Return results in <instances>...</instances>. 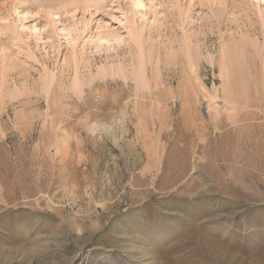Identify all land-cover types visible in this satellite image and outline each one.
Segmentation results:
<instances>
[{
	"label": "rangeland",
	"instance_id": "374dc122",
	"mask_svg": "<svg viewBox=\"0 0 264 264\" xmlns=\"http://www.w3.org/2000/svg\"><path fill=\"white\" fill-rule=\"evenodd\" d=\"M0 264H264V0H0Z\"/></svg>",
	"mask_w": 264,
	"mask_h": 264
},
{
	"label": "bare ground",
	"instance_id": "6f19581e",
	"mask_svg": "<svg viewBox=\"0 0 264 264\" xmlns=\"http://www.w3.org/2000/svg\"><path fill=\"white\" fill-rule=\"evenodd\" d=\"M236 49H239V47L237 46L236 47ZM238 52V51H237ZM220 58H222V64L224 63V62H226V55H225V53L224 54H221V57ZM236 58V57H235ZM226 63H224L223 65H225ZM135 73V72H134ZM137 76V75H136ZM138 76H140V75H138ZM135 77V76H134ZM230 77V76H229ZM209 241V240H208ZM208 241H206L205 243H204V248H211V247H208V244H210V243H208ZM202 244H203V242H202ZM215 255H214V260H217V259H219L220 257H222V252L218 249V248H216L215 249Z\"/></svg>",
	"mask_w": 264,
	"mask_h": 264
}]
</instances>
